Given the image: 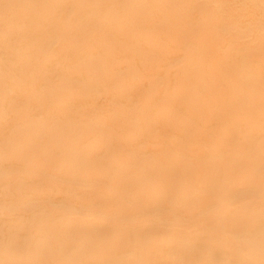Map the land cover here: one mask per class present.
Segmentation results:
<instances>
[{"label":"bare ground","instance_id":"1","mask_svg":"<svg viewBox=\"0 0 264 264\" xmlns=\"http://www.w3.org/2000/svg\"><path fill=\"white\" fill-rule=\"evenodd\" d=\"M0 264H264V0H0Z\"/></svg>","mask_w":264,"mask_h":264}]
</instances>
